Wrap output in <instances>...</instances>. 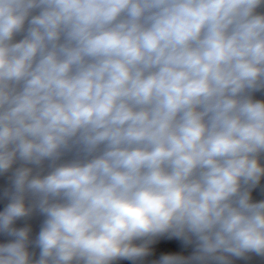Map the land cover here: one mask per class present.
<instances>
[{
  "label": "clouds",
  "instance_id": "9594fccd",
  "mask_svg": "<svg viewBox=\"0 0 264 264\" xmlns=\"http://www.w3.org/2000/svg\"><path fill=\"white\" fill-rule=\"evenodd\" d=\"M254 192L264 0H0V264H264Z\"/></svg>",
  "mask_w": 264,
  "mask_h": 264
},
{
  "label": "crops",
  "instance_id": "0c3cea01",
  "mask_svg": "<svg viewBox=\"0 0 264 264\" xmlns=\"http://www.w3.org/2000/svg\"><path fill=\"white\" fill-rule=\"evenodd\" d=\"M253 195H254V198H256V199L264 198V193L254 192ZM157 244L162 248H168V239L167 238H161V240L158 241ZM181 247H182V243L180 241L176 240L173 248H181ZM121 264H129V262L123 261V262H121Z\"/></svg>",
  "mask_w": 264,
  "mask_h": 264
},
{
  "label": "trees",
  "instance_id": "16d2710c",
  "mask_svg": "<svg viewBox=\"0 0 264 264\" xmlns=\"http://www.w3.org/2000/svg\"><path fill=\"white\" fill-rule=\"evenodd\" d=\"M176 240H168V248H173V246L175 245Z\"/></svg>",
  "mask_w": 264,
  "mask_h": 264
}]
</instances>
